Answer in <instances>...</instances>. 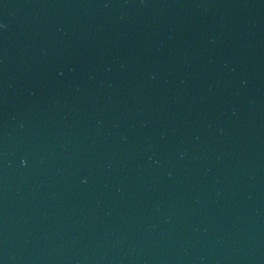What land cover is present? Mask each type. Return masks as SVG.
I'll use <instances>...</instances> for the list:
<instances>
[{
    "label": "water",
    "instance_id": "1",
    "mask_svg": "<svg viewBox=\"0 0 264 264\" xmlns=\"http://www.w3.org/2000/svg\"><path fill=\"white\" fill-rule=\"evenodd\" d=\"M0 264H264V0H0Z\"/></svg>",
    "mask_w": 264,
    "mask_h": 264
}]
</instances>
